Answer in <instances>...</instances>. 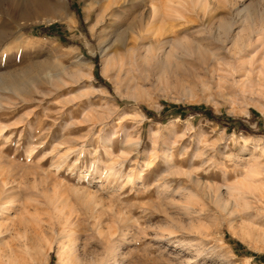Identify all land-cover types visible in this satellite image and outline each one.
<instances>
[{"label": "rangeland", "instance_id": "374dc122", "mask_svg": "<svg viewBox=\"0 0 264 264\" xmlns=\"http://www.w3.org/2000/svg\"><path fill=\"white\" fill-rule=\"evenodd\" d=\"M46 1L0 0V74L31 77L0 91L2 264H264V0H169L154 36L150 0Z\"/></svg>", "mask_w": 264, "mask_h": 264}, {"label": "bare ground", "instance_id": "6f19581e", "mask_svg": "<svg viewBox=\"0 0 264 264\" xmlns=\"http://www.w3.org/2000/svg\"><path fill=\"white\" fill-rule=\"evenodd\" d=\"M17 1V0H15ZM85 1V0H84ZM109 1V0H108ZM148 1V0H147ZM164 0H159L156 4V0H150V3H151V11H152V18H153V22H156V26L154 24H152L153 28H151L152 26H148L147 27L150 29L148 31H150L153 36L154 34H156V32L159 30V31H162V28L160 27L161 23H158L160 21H163V20H167L169 19L168 21L171 20V17H175L177 14V12L175 13L176 15L174 16V8H176L177 6L172 4L169 2V0H166L167 2L164 3L163 2ZM173 1V0H172ZM14 2V1H13ZM19 2V1H18ZM39 2V1H38ZM45 2V1H44ZM47 4L49 6H51L55 12H56V18L58 20H66V19H69V21L71 22L70 20V15L68 14V12L64 9V5L62 3L61 0H47L46 1ZM88 2V3H87ZM110 2V1H109ZM155 2V3H154ZM16 3V2H15ZM23 3V2H21ZM86 3H87V6H88V9L91 11V10H95L97 7H103L104 5L102 4L103 1L102 0H86ZM13 4V3H12ZM18 4V3H16ZM14 4V5H16ZM179 4V3H178ZM10 5V4H9ZM21 5V4H20ZM180 5V4H179ZM17 6V5H16ZM15 6V7H16ZM35 6V5H34ZM48 6V7H49ZM149 6V5H148ZM176 6V7H174ZM184 6V5H183ZM182 6V7H183ZM19 7V6H18ZM26 7V6H25ZM17 8V7H16ZM21 8V7H20ZM105 8V7H104ZM185 8V7H183ZM100 9V8H98ZM20 10V9H19ZM107 10V14L109 16L112 17L113 15V12H114V9H112V7H106L105 8V11ZM104 11V13H105ZM88 12V11H87ZM103 13V14H104ZM180 13V12H179ZM150 14V13H149ZM106 15V14H105ZM181 15V14H179ZM183 15V14H182ZM104 16V15H103ZM179 17V16H178ZM183 17V16H182ZM149 19V18H148ZM101 18H99L97 20V23L100 22ZM68 21V22H69ZM149 21V20H148ZM69 22V24H70ZM141 22V21H139ZM151 22V21H150ZM152 22V23H153ZM72 23V22H71ZM163 23V22H162ZM171 23V22H170ZM151 25V23H150ZM163 25V24H162ZM172 25V24H171ZM140 27V26H139ZM171 27V26H170ZM172 28V27H171ZM133 29V28H132ZM92 32L95 31V29H92L91 30ZM128 30L124 29V30H118L116 29V31H113V32H109L108 33V36L106 39H104L101 43H100V49H101V52L103 53V55H106V54H109L111 51H113L114 47L116 45H119L118 47V50L119 51H127L129 48H130V44L132 45H135V42H137V40L134 38V41L132 43L129 42V40L127 39L126 37V32ZM132 31V30H131ZM141 31V30H139ZM139 31H137V33L135 31H132L136 34H138V37L140 36V33H138ZM146 32V31H145ZM170 32V31H169ZM147 33V32H146ZM160 33V32H159ZM147 35V34H146ZM145 35V36H146ZM150 35V34H149ZM157 35V34H156ZM170 35V34H169ZM137 36V35H135ZM143 35L141 34L140 38L139 39H142ZM144 41V39H142ZM140 41V40H139ZM137 46V45H136ZM116 48V47H115ZM77 65H84L87 67V69L90 71L91 70V66L89 65V62L86 61L83 56H77L76 58V62H75ZM10 72V71H9ZM25 72V71H24ZM38 74V73H37ZM92 75V74H90ZM41 76V75H40ZM31 77L27 74H21L19 76H16L14 74H10V73H6V74H0V91H5V90H9L11 91L12 93H18L21 89V87H23L24 85H26L29 81ZM1 100V99H0ZM128 134V133H126ZM108 153V152H107ZM109 154V153H108ZM103 167V166H102ZM111 168H109L110 170ZM114 169V168H113ZM108 172V170H107ZM2 178V177H1ZM3 180V179H2ZM5 180H7L5 178ZM18 180V179H17ZM4 181V180H3ZM1 181L2 182V186H0L2 188V190L0 192H2V196H0V213L4 212L5 210L7 211V209L11 210V208L13 207V203L14 201L11 200V193L10 191L13 189L11 188V190L8 188V182L6 181ZM11 183V182H10ZM26 203V202H25ZM23 205V204H22ZM13 210V209H12ZM22 210V209H21ZM20 212V211H19ZM19 216V215H18ZM1 226V225H0ZM11 228L9 227H4L3 230L0 229V242L5 240L6 239V236H4ZM47 248L45 249V251L42 250V247L39 243V241H37L34 245V247H32L33 249V253L36 255V256H39L40 254H46L48 250H51L52 249V246L49 245V246H46ZM59 247H60V251L61 253L65 250L64 249V244L63 243H60L59 244ZM3 247H0V264H2V259L4 258H7L6 257V254L4 253V251H2ZM64 249V250H63ZM9 257V256H8ZM8 260V258H7ZM19 262V261H18ZM10 263V262H9Z\"/></svg>", "mask_w": 264, "mask_h": 264}, {"label": "trees", "instance_id": "16d2710c", "mask_svg": "<svg viewBox=\"0 0 264 264\" xmlns=\"http://www.w3.org/2000/svg\"><path fill=\"white\" fill-rule=\"evenodd\" d=\"M216 118V120H218L219 122H224V121H226V120H224V119H222V118H219V117H215Z\"/></svg>", "mask_w": 264, "mask_h": 264}]
</instances>
